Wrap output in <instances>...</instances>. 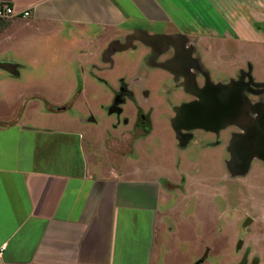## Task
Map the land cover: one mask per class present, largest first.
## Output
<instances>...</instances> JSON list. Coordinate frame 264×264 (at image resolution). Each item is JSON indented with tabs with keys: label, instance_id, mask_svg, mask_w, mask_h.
Wrapping results in <instances>:
<instances>
[{
	"label": "crops",
	"instance_id": "1",
	"mask_svg": "<svg viewBox=\"0 0 264 264\" xmlns=\"http://www.w3.org/2000/svg\"><path fill=\"white\" fill-rule=\"evenodd\" d=\"M0 4L16 13H30L26 19L0 20V264H175L172 242L169 235L165 242L163 234L165 229L173 233L172 220L186 206L182 197L191 187L188 181L180 187L192 161L182 157L177 166L147 147L155 137L160 142L165 137L161 149L166 143L176 154L170 132L173 109L191 99H185L188 94L182 87L166 86L160 93L154 87L173 76L147 65L150 47L133 40V59L126 57L128 51L109 52V47L126 44L134 32L178 36L203 58L207 69V46L261 45L254 40V34H260L254 24L264 23V4L257 11L249 8L246 17L238 16L236 31L223 37L201 29L208 14H214L210 24L223 23L220 6L232 8V0H0ZM190 27L198 34L188 33ZM241 33L248 37L241 38ZM51 41L66 46L65 58L57 61H75L80 71L78 78L67 75L65 83L57 82L53 92L39 71L41 62L57 53L46 54L43 47ZM162 54L161 60L167 62L175 52L168 47ZM108 58L112 67L104 70ZM31 66L41 78L33 88L24 87L19 84L22 71H31ZM120 79L133 81L137 104L151 111L152 134L145 140L136 136L131 141L124 133L133 130L130 101L124 105L127 125L115 123L105 112ZM44 85L47 89L41 88ZM14 88H19L17 93ZM234 257L233 252L231 263Z\"/></svg>",
	"mask_w": 264,
	"mask_h": 264
},
{
	"label": "rangeland",
	"instance_id": "2",
	"mask_svg": "<svg viewBox=\"0 0 264 264\" xmlns=\"http://www.w3.org/2000/svg\"><path fill=\"white\" fill-rule=\"evenodd\" d=\"M261 4H264V0H232V8L231 6L221 5L222 15L219 19L223 23L210 24L209 21L211 20L209 18L214 14L207 13L208 15H205V28L201 29V32L218 37L226 36V33L232 35L237 29L234 23L237 17H246L249 8L256 11L259 10V7L262 6ZM256 25L258 24L256 23ZM231 27L234 29H231ZM259 27L260 29L256 28V32H260V34L259 36L254 34V40L256 43H261V45L243 47V45L237 44L236 46L233 45V47L224 48L221 46H207L205 52L207 63L204 60V63L208 66L207 69L204 68L203 58L201 59L197 55L196 57L199 61L194 58L202 72L208 74L212 83L228 84L231 81L242 80L244 84L248 85L251 90L243 93L246 99L243 123H248L249 120L258 116V113L254 112L253 107L264 105V23L259 24ZM187 32L198 34L199 30L193 31V28L190 27ZM240 37L247 38L248 34L241 33ZM43 48L46 49V54L58 53L51 57L47 56L46 61L41 62V69H39L43 73L42 75L45 76V83L48 84V88L52 86L51 92L55 89L54 86L57 82L62 84V82L65 83L67 81V75H74L77 78L80 76V71H78L75 61L72 63L68 61L64 64H61V61H57L58 58H65L64 50H66V46L59 47L58 44L51 41L50 44L47 43ZM252 48H254V51L250 50ZM209 49L210 52L208 51ZM231 50L233 51L232 55ZM236 51L238 52L236 53ZM130 53H134V51L129 50L126 53V57L132 58ZM243 55L247 57H242ZM49 58L50 62L47 61ZM34 63L35 66L38 65V61H34ZM39 71L32 68V66L31 71H22V81L19 84L33 88V84H36L41 78ZM192 73L196 76L199 74L195 70H192ZM243 73L250 74L249 78L246 77L247 80H245ZM117 77L118 75H115L114 79ZM155 81L156 79H153V82ZM180 83H182L181 80ZM198 83L200 86L203 85L201 78L198 79ZM255 84L258 86L255 87ZM45 86L41 88L47 89ZM166 86L175 87L173 79L162 80V83L157 82L154 85L156 89H159V93ZM180 87L182 86L179 85ZM13 90V93H17L19 88H14ZM78 90H80L79 87ZM252 90L255 92H252ZM73 96H70V100H72ZM87 96L90 97V95ZM85 97L82 98L81 103H83ZM184 97L187 100L191 99L190 96L185 94ZM173 98L169 97L168 100L170 99L173 103L175 102ZM27 100L25 101L27 102ZM167 102L171 104L170 101ZM24 103L21 109L24 107ZM176 103H179V101H176ZM52 109L56 108L52 107ZM127 111L126 109L125 113ZM70 114H73V111ZM172 114H174V111ZM170 130L176 154L171 153L166 143L163 144L165 150L161 149V142L163 143L164 139L166 140L165 137L162 139L160 137L161 142L155 137L154 144L149 145L147 148L148 150H154L160 156H164L167 161L169 158L177 166L183 162L184 159L182 157L192 161L191 167H187L185 174L182 175L183 181L180 187L182 188L187 181L191 187L188 195L185 193L184 195L187 196L182 197L187 202L185 203L186 206H182L181 211L183 209L184 211L177 213L172 220L173 233H168L165 229L163 234L165 235V242L167 235H169L168 239L172 242L171 247L174 251L172 260L174 263L264 264V162L257 158L251 159L248 171L238 176H232L227 169V162L230 159L228 148L231 137L242 135L243 130L239 126L229 125L220 129L217 133L203 130L182 131V135L186 136V139H183L182 142L177 138L172 127H170ZM132 132L136 133L135 136L131 135ZM124 133L128 140L131 139L132 141L136 136L145 140L146 137L152 134V128L147 135H143L140 130L136 129L129 133ZM201 150L202 153L199 154ZM197 152H199L198 155ZM157 158L160 159L161 157L157 156ZM197 181L200 182L199 186H196ZM172 203L174 204V202ZM165 242L163 246L166 249ZM233 252L236 257L231 263Z\"/></svg>",
	"mask_w": 264,
	"mask_h": 264
},
{
	"label": "water",
	"instance_id": "3",
	"mask_svg": "<svg viewBox=\"0 0 264 264\" xmlns=\"http://www.w3.org/2000/svg\"><path fill=\"white\" fill-rule=\"evenodd\" d=\"M133 40H138L150 47L155 56L161 54L164 48L174 49V57L157 67L168 71L177 80L181 78L184 92L194 98L173 110L171 127L181 142L186 139L182 131L203 130L217 133L226 126L236 125L244 131V134L231 137L228 148L230 159L227 162L230 174L232 176L245 174L253 158L264 162L262 150L264 148V105L253 107L259 117H254L248 123L242 122L246 101L243 93L251 90L247 84H244L242 80L231 81L228 84L212 83L208 74L202 72L198 62L192 58V47L186 48L183 40L180 41L178 36L154 37L143 32H134L127 37L126 45H111L108 51L126 50ZM0 68L3 66L0 65ZM192 70L203 76L202 86L197 84ZM248 127L250 131L247 130Z\"/></svg>",
	"mask_w": 264,
	"mask_h": 264
},
{
	"label": "flooded vegetation",
	"instance_id": "4",
	"mask_svg": "<svg viewBox=\"0 0 264 264\" xmlns=\"http://www.w3.org/2000/svg\"><path fill=\"white\" fill-rule=\"evenodd\" d=\"M254 28L260 29L259 25H255V24H254ZM258 31H262V30H258ZM123 45H126V44H123ZM132 47H133V49L136 48L135 45L133 44V42L130 44V46L128 45V48L126 49V51H129L130 49H132ZM130 51H132V50H130ZM164 54L161 53V54H157L155 56L151 50L150 54H149L150 56L146 59L147 65L150 64L151 66L157 67V65L164 63V60H161V57ZM192 58H195V59H197V61H199V59L196 57V54L194 53V49L192 50ZM104 63H106L105 64L106 68H104V70H108V69L110 70L111 68H109V67H112V66H110V65H112V61L108 58V59H106V61H104ZM204 68H206V67L204 66ZM250 70L252 71L251 67H250ZM243 74H244L245 78L246 77L249 78V76H250L249 73H243ZM172 76H173L172 77L173 81L177 83L175 87L179 88L180 80L182 81V79L178 78V80H177L174 77V75H172ZM201 76L202 75H200V74H198L197 76L195 75L197 83H198L199 78H201L202 83H204V79ZM245 80H247V78ZM132 82L133 81L125 82L124 79L119 80V87L116 91H114L112 102L107 108H105V112L107 113V115L114 117L115 123L127 125L129 122V118H128V114H125L126 110H124V105L127 102V100L130 101L132 106H133V109L135 111L134 112L135 116H134V122H133V129H136L138 131L140 130L141 133L143 135H145L144 134L145 130H147L149 133L151 128H152L151 119H150V110L144 111L137 104V102L134 98L133 91L131 90V87H130V85H132ZM198 85L200 86L199 83H198ZM252 92H255V91L252 90ZM188 96H190V95L188 94ZM190 97H191V99H194L192 96H190ZM132 134H134V133L132 132ZM245 259H247V257H245Z\"/></svg>",
	"mask_w": 264,
	"mask_h": 264
},
{
	"label": "built area",
	"instance_id": "5",
	"mask_svg": "<svg viewBox=\"0 0 264 264\" xmlns=\"http://www.w3.org/2000/svg\"><path fill=\"white\" fill-rule=\"evenodd\" d=\"M30 16L28 11L16 13L9 5L0 4V20H11L14 18L26 19Z\"/></svg>",
	"mask_w": 264,
	"mask_h": 264
},
{
	"label": "bare ground",
	"instance_id": "6",
	"mask_svg": "<svg viewBox=\"0 0 264 264\" xmlns=\"http://www.w3.org/2000/svg\"><path fill=\"white\" fill-rule=\"evenodd\" d=\"M247 130H249L250 131V128L248 127V129ZM251 131H252V129H251ZM243 134H244V131H243ZM263 151H264V148L262 149Z\"/></svg>",
	"mask_w": 264,
	"mask_h": 264
},
{
	"label": "trees",
	"instance_id": "7",
	"mask_svg": "<svg viewBox=\"0 0 264 264\" xmlns=\"http://www.w3.org/2000/svg\"><path fill=\"white\" fill-rule=\"evenodd\" d=\"M144 134H145V135H147V134H148V131H147V130H145Z\"/></svg>",
	"mask_w": 264,
	"mask_h": 264
}]
</instances>
